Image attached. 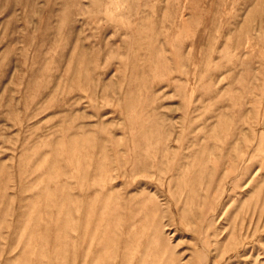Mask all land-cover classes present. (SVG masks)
<instances>
[{"label":"rangeland","instance_id":"1","mask_svg":"<svg viewBox=\"0 0 264 264\" xmlns=\"http://www.w3.org/2000/svg\"><path fill=\"white\" fill-rule=\"evenodd\" d=\"M0 264H264V0H0Z\"/></svg>","mask_w":264,"mask_h":264},{"label":"bare ground","instance_id":"2","mask_svg":"<svg viewBox=\"0 0 264 264\" xmlns=\"http://www.w3.org/2000/svg\"><path fill=\"white\" fill-rule=\"evenodd\" d=\"M179 260V259H178Z\"/></svg>","mask_w":264,"mask_h":264}]
</instances>
